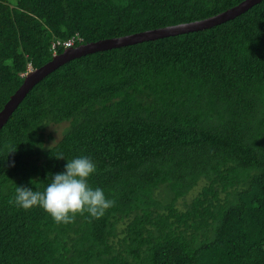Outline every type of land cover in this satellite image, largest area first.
<instances>
[{
	"label": "trees",
	"instance_id": "obj_1",
	"mask_svg": "<svg viewBox=\"0 0 264 264\" xmlns=\"http://www.w3.org/2000/svg\"><path fill=\"white\" fill-rule=\"evenodd\" d=\"M244 1L0 0V113L66 42ZM80 156L113 201L100 219L58 225L9 203ZM0 264H264V0L207 30L83 56L36 85L0 133Z\"/></svg>",
	"mask_w": 264,
	"mask_h": 264
},
{
	"label": "clouds",
	"instance_id": "obj_2",
	"mask_svg": "<svg viewBox=\"0 0 264 264\" xmlns=\"http://www.w3.org/2000/svg\"><path fill=\"white\" fill-rule=\"evenodd\" d=\"M63 47L68 49L64 44ZM56 158L64 159L63 155ZM95 172L96 165L90 157L67 160L64 171L53 174L44 191L17 186L15 197L9 203L23 210L38 206L58 225L74 223L77 215L83 216L85 213L93 219H100L113 201L106 198L101 188L89 185L88 179Z\"/></svg>",
	"mask_w": 264,
	"mask_h": 264
},
{
	"label": "water",
	"instance_id": "obj_3",
	"mask_svg": "<svg viewBox=\"0 0 264 264\" xmlns=\"http://www.w3.org/2000/svg\"><path fill=\"white\" fill-rule=\"evenodd\" d=\"M262 1L263 0H245L240 5L205 20L147 31L121 38L101 40L98 42L66 49L62 54L55 56L52 61L48 62L41 68L31 70L25 76L22 86L11 97L9 102L5 105V108L0 113V133L13 113L18 109L20 104L31 92V90L63 65L83 56L99 52L109 51L112 49L136 45L149 41H155L172 36H179L191 32L207 30L226 23L230 20H234Z\"/></svg>",
	"mask_w": 264,
	"mask_h": 264
},
{
	"label": "rangeland",
	"instance_id": "obj_4",
	"mask_svg": "<svg viewBox=\"0 0 264 264\" xmlns=\"http://www.w3.org/2000/svg\"><path fill=\"white\" fill-rule=\"evenodd\" d=\"M31 70L32 69L30 68V71ZM66 127H67V125H59V126L50 127L48 132L54 136V140L51 142L53 145L56 144L61 139V137L63 135V131L65 130ZM192 197L193 196L188 197V199H190Z\"/></svg>",
	"mask_w": 264,
	"mask_h": 264
},
{
	"label": "built area",
	"instance_id": "obj_5",
	"mask_svg": "<svg viewBox=\"0 0 264 264\" xmlns=\"http://www.w3.org/2000/svg\"><path fill=\"white\" fill-rule=\"evenodd\" d=\"M74 41L75 40H71L69 42H66V43H64V46L67 47V48L72 47L74 45V43H75ZM60 44H61V42L57 43V45H60Z\"/></svg>",
	"mask_w": 264,
	"mask_h": 264
}]
</instances>
